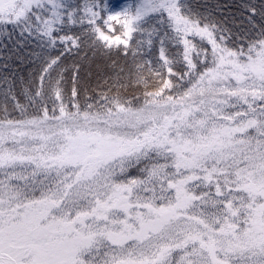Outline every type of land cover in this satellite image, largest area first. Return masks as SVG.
<instances>
[{
    "label": "snow or ice",
    "instance_id": "snow-or-ice-1",
    "mask_svg": "<svg viewBox=\"0 0 264 264\" xmlns=\"http://www.w3.org/2000/svg\"><path fill=\"white\" fill-rule=\"evenodd\" d=\"M0 264H264V0H0Z\"/></svg>",
    "mask_w": 264,
    "mask_h": 264
}]
</instances>
